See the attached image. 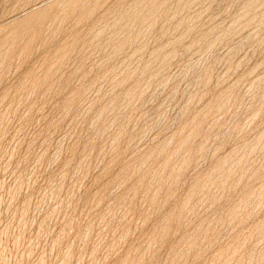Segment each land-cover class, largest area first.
I'll return each instance as SVG.
<instances>
[{
    "label": "rangeland",
    "instance_id": "rangeland-1",
    "mask_svg": "<svg viewBox=\"0 0 264 264\" xmlns=\"http://www.w3.org/2000/svg\"><path fill=\"white\" fill-rule=\"evenodd\" d=\"M0 264H264V0H0Z\"/></svg>",
    "mask_w": 264,
    "mask_h": 264
}]
</instances>
